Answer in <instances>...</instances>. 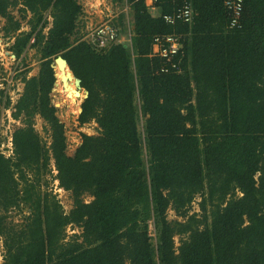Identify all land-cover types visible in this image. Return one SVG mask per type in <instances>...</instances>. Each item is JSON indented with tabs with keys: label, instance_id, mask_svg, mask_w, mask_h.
Returning a JSON list of instances; mask_svg holds the SVG:
<instances>
[{
	"label": "trees",
	"instance_id": "trees-1",
	"mask_svg": "<svg viewBox=\"0 0 264 264\" xmlns=\"http://www.w3.org/2000/svg\"><path fill=\"white\" fill-rule=\"evenodd\" d=\"M112 1L129 7L131 22L120 14L112 23L129 42L98 52L76 36V0H0L14 56L40 53L11 107L23 123L13 154H0L1 264H264V0H242L239 16L225 0H187L191 21L171 24L163 17L181 0H157L156 16L144 0ZM17 6L30 17L29 30L15 34ZM166 35H179L181 49L176 69L160 72L164 61L149 55L154 37ZM57 55L87 92L79 125L98 128L81 134L72 157L49 97ZM50 160L71 195L67 213L38 190ZM196 196L200 213L189 214ZM20 204L29 214L17 230L6 219ZM68 225L81 232L62 243Z\"/></svg>",
	"mask_w": 264,
	"mask_h": 264
},
{
	"label": "rangeland",
	"instance_id": "rangeland-1",
	"mask_svg": "<svg viewBox=\"0 0 264 264\" xmlns=\"http://www.w3.org/2000/svg\"><path fill=\"white\" fill-rule=\"evenodd\" d=\"M76 1L82 8L77 20L78 27L76 35L80 36V40L85 39L84 37L94 27L99 26L103 23H113L114 21L116 22L117 16H119L120 14H124L126 16L127 23L129 21L131 22L132 18L130 12L128 11L129 7L124 6L123 3H120L119 1ZM19 8L20 6L9 9V12L14 17V19L20 21V29L15 34L29 30V26L26 23L30 17V14H27L25 19H22ZM148 9L150 10L152 16L157 15L154 6L153 8ZM47 21H51V18L49 16L47 18ZM5 24L6 20L0 18V148L7 145V140L10 136H12L13 131L16 128L21 127L23 124L22 118L14 119L12 117L11 113L13 112V109L11 107L22 92V76L25 75L27 78L35 76L38 72L40 62V53L38 48L36 47H27L19 57L14 56L13 52L10 50V46L14 40L13 34H5L3 30ZM49 26L50 24L48 23L47 28L43 30L44 33L47 31ZM128 38L129 35L126 36V34H119L120 42H129ZM29 44L31 43L29 42ZM52 70L54 73V69ZM55 71V84L53 83V88L51 89V92L49 94L50 102L56 108V115L60 122L63 124L67 145L65 153L68 156H73L76 148L81 143V134L97 135L98 128L96 123L93 121L79 125L77 118L80 112L81 104L84 101V90L77 89L75 80L73 76L68 73L67 68H64L63 70H59L58 68H56ZM59 72H62L63 78L66 79L64 84H62V79L59 76ZM70 89L74 91V93L78 91V95L74 94V96L71 97L69 92ZM8 98L11 103L9 104V107L5 109L4 104ZM77 100L79 101L78 106L75 107ZM76 108H79V111L77 113L75 111ZM33 126L42 142L46 145L49 144V136L48 132L46 131L47 128L40 117H34ZM47 169L49 170V173L40 176V185L38 186V190L40 194H43L44 192L49 194V198L53 196L54 199L58 200V202L60 203L63 212L67 213L72 207L71 195L69 192L61 189L58 186V181L54 178L56 175V171L54 170L52 160L49 161ZM21 186L23 185H20V187ZM90 200L91 197L89 196L85 195L83 197V201L85 203L89 202ZM199 201V197L196 196L194 201L190 205V209L188 210L189 214L200 213L198 209ZM28 214L29 209L26 205L23 204H20L18 208L11 209L9 213H7V226H12L17 230L23 228L26 224V218ZM166 219L168 221H180V217L176 216L173 210H167ZM149 231L151 236L153 237L155 233L152 225L149 226ZM80 232V228L76 227L75 225H68L64 229L65 237L62 243L70 241L74 235H79ZM173 239L175 246H178V237L175 236ZM2 245V240H0V264L2 263L4 252Z\"/></svg>",
	"mask_w": 264,
	"mask_h": 264
},
{
	"label": "built area",
	"instance_id": "built-area-1",
	"mask_svg": "<svg viewBox=\"0 0 264 264\" xmlns=\"http://www.w3.org/2000/svg\"><path fill=\"white\" fill-rule=\"evenodd\" d=\"M157 0H144L147 8H153ZM183 3L175 11L174 14L165 15L163 17L166 23H174L176 20H181L188 23L192 19V10L187 0H181ZM242 0H225V5L232 10L234 16H239ZM233 21L232 24H235ZM85 40L94 50L100 52L106 49L111 44L121 43L117 28L112 23H103L94 27L84 37ZM33 43V39L30 40ZM181 49V40L179 35L156 36L153 39L150 57H158L164 61L163 66L159 69L160 72H168L169 68L176 69V64L173 62V57L179 54ZM0 154L4 157H10L13 154L12 136L7 140V145L0 148Z\"/></svg>",
	"mask_w": 264,
	"mask_h": 264
},
{
	"label": "water",
	"instance_id": "water-1",
	"mask_svg": "<svg viewBox=\"0 0 264 264\" xmlns=\"http://www.w3.org/2000/svg\"><path fill=\"white\" fill-rule=\"evenodd\" d=\"M53 64V65H52ZM51 64V68L54 69L55 67H57L59 70H63L64 68H67V70L70 72V74L73 76L74 80H75V83H76V86H77V89L80 90L82 89L81 86H80V80L77 79L72 71L69 69L66 61L62 58L61 55H57L54 59H53V63ZM54 77H55V71H54ZM66 81V79L62 78V84H64ZM55 84V83H54ZM84 90V89H83ZM78 91L75 92L76 95H78ZM84 93V99L87 97V92L84 90L83 91ZM80 112H81V108H80ZM79 112V113H80ZM75 153V152H74ZM74 155V154H73ZM72 157V156H71Z\"/></svg>",
	"mask_w": 264,
	"mask_h": 264
},
{
	"label": "bare ground",
	"instance_id": "bare-ground-1",
	"mask_svg": "<svg viewBox=\"0 0 264 264\" xmlns=\"http://www.w3.org/2000/svg\"><path fill=\"white\" fill-rule=\"evenodd\" d=\"M56 68H57V67L54 68V71H55ZM67 71H68V70H67ZM55 72H56V71H55ZM63 73H64V72H63ZM68 73L70 74L69 71H68ZM70 75H71V74H70ZM59 76H60L61 79L63 78V74H62V72H59ZM73 90H74V89H73ZM69 92H70V96L73 97L74 94H75L74 91H72V90L70 89ZM80 96H81V95H80ZM82 96H83V95H82ZM78 97H79V96H78ZM79 98H80V97H79ZM78 102H79V101L77 100V103H76L75 107L78 106ZM75 111H76V113H77V112L79 111V108H76Z\"/></svg>",
	"mask_w": 264,
	"mask_h": 264
}]
</instances>
